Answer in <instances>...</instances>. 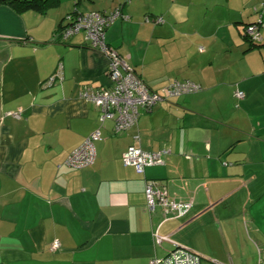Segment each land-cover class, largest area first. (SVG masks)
Masks as SVG:
<instances>
[{
	"label": "crops",
	"instance_id": "1",
	"mask_svg": "<svg viewBox=\"0 0 264 264\" xmlns=\"http://www.w3.org/2000/svg\"><path fill=\"white\" fill-rule=\"evenodd\" d=\"M263 5L61 0L45 13H17L0 2V264H150L174 248L158 245L157 232L206 260L259 264ZM118 7L128 19L119 18L106 41L151 89L189 80L203 90L160 101L124 133L107 121L95 164L74 169L68 157L100 127L99 109L82 93L113 82L107 56L84 33L65 39L61 31L74 12ZM157 18L164 22L155 25ZM260 19L262 43L252 46L245 29ZM57 74L62 79L47 85ZM20 109L21 119L7 115ZM130 146L167 151L165 164L139 173L123 163ZM147 182L192 208L168 220L162 208L150 211Z\"/></svg>",
	"mask_w": 264,
	"mask_h": 264
},
{
	"label": "built area",
	"instance_id": "2",
	"mask_svg": "<svg viewBox=\"0 0 264 264\" xmlns=\"http://www.w3.org/2000/svg\"><path fill=\"white\" fill-rule=\"evenodd\" d=\"M264 6V5H263ZM127 18L122 8L118 7L111 11L74 12L67 18V25L62 29V36L69 39L76 34L84 33L91 48L104 53L108 58V74L113 82L110 89L98 91L91 88L82 93V98L92 102L100 111V127L94 131L80 146L68 157L66 164L74 169H85L95 164L97 158L96 143L103 140L102 128L107 121H114L117 133L127 132L137 127L143 112H150L154 106L162 100H168L182 95L197 93L203 87L195 82L172 81L161 91L151 89L142 77L133 69L118 50L106 41L107 30L119 19ZM151 19H148L150 22ZM155 23H163L162 18L154 20ZM261 19L247 26L245 34L254 43L262 42L260 33ZM62 68V67H61ZM60 74L51 77L47 85H53ZM238 99H244L245 93L236 91ZM8 116L17 119L22 118V110L10 111ZM167 151L149 152L138 146H130L123 154L122 160L126 166H133L143 174L148 167L161 166L165 164L164 155ZM146 196L148 208L155 211L160 207L164 210L166 220L185 215L193 206V202H180L171 199L166 191L158 188L154 182H147ZM156 243L162 245L165 241L174 244L165 257H156L150 264H223L215 260H206L200 254L178 245L169 236H161L155 233ZM61 243L55 241L52 248H60Z\"/></svg>",
	"mask_w": 264,
	"mask_h": 264
},
{
	"label": "trees",
	"instance_id": "3",
	"mask_svg": "<svg viewBox=\"0 0 264 264\" xmlns=\"http://www.w3.org/2000/svg\"><path fill=\"white\" fill-rule=\"evenodd\" d=\"M0 2H3L4 4H7L8 6H10L17 13H24V12H27V11L45 13L49 9L59 6L61 0H0ZM252 24H254V23H252ZM247 38L252 43V46H257V45L260 44V43L252 42L249 39V37H247Z\"/></svg>",
	"mask_w": 264,
	"mask_h": 264
},
{
	"label": "rangeland",
	"instance_id": "4",
	"mask_svg": "<svg viewBox=\"0 0 264 264\" xmlns=\"http://www.w3.org/2000/svg\"><path fill=\"white\" fill-rule=\"evenodd\" d=\"M154 23H155V22H154ZM156 24H157V23H155V25H156ZM258 257H259V260H258L259 264H264V258H263V259L260 258L261 255H258ZM260 259H262V261H260ZM218 261H219V260H218ZM220 262H222V261H220ZM229 262L233 264V262H232L231 260H229ZM229 262H223V264H230ZM248 262H249V264H256L255 260H253V259H249Z\"/></svg>",
	"mask_w": 264,
	"mask_h": 264
},
{
	"label": "bare ground",
	"instance_id": "5",
	"mask_svg": "<svg viewBox=\"0 0 264 264\" xmlns=\"http://www.w3.org/2000/svg\"><path fill=\"white\" fill-rule=\"evenodd\" d=\"M149 18H151L150 16H149ZM155 20V19H154Z\"/></svg>",
	"mask_w": 264,
	"mask_h": 264
}]
</instances>
